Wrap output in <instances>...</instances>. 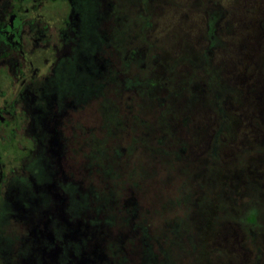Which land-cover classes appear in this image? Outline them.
<instances>
[{
  "label": "rangeland",
  "instance_id": "1",
  "mask_svg": "<svg viewBox=\"0 0 264 264\" xmlns=\"http://www.w3.org/2000/svg\"><path fill=\"white\" fill-rule=\"evenodd\" d=\"M94 7L101 53L44 79L35 105L78 94L87 66L103 82L78 132L95 264H264V0H86L88 34Z\"/></svg>",
  "mask_w": 264,
  "mask_h": 264
},
{
  "label": "flooded vegetation",
  "instance_id": "2",
  "mask_svg": "<svg viewBox=\"0 0 264 264\" xmlns=\"http://www.w3.org/2000/svg\"><path fill=\"white\" fill-rule=\"evenodd\" d=\"M85 1L0 0V264L99 261L92 220L97 217L75 205L90 197L88 170L94 163L86 132L78 133L89 127L84 106L103 84L97 80L98 87L92 86L93 65L85 69V78L76 79L80 58L90 61L104 42L97 7L87 32L80 10ZM61 2L66 4L62 14L54 10ZM83 36L91 50L82 47ZM66 64L69 69L76 65L71 75L79 93L47 88L40 117L36 86L47 77L49 85ZM124 82L135 85L132 78ZM79 154L85 155L81 162L86 166L79 165ZM81 166L85 172L79 175Z\"/></svg>",
  "mask_w": 264,
  "mask_h": 264
},
{
  "label": "trees",
  "instance_id": "3",
  "mask_svg": "<svg viewBox=\"0 0 264 264\" xmlns=\"http://www.w3.org/2000/svg\"><path fill=\"white\" fill-rule=\"evenodd\" d=\"M128 80V79H127Z\"/></svg>",
  "mask_w": 264,
  "mask_h": 264
}]
</instances>
